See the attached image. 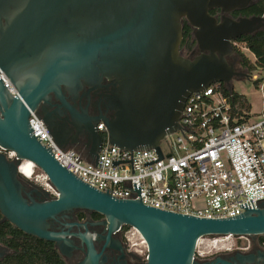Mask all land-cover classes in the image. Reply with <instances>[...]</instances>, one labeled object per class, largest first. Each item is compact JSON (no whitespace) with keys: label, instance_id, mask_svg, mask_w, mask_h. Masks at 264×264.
<instances>
[{"label":"water","instance_id":"95a60500","mask_svg":"<svg viewBox=\"0 0 264 264\" xmlns=\"http://www.w3.org/2000/svg\"><path fill=\"white\" fill-rule=\"evenodd\" d=\"M241 0H0V74L15 88L12 96L0 77V222L24 234L55 244L64 256L62 233L55 220L77 210L105 218L108 232L133 228L147 246V264H246L217 257L198 262L197 241L205 236L264 235V202L257 209L225 219L174 214L139 200L111 197L79 180L61 166L29 125L30 112L44 123L55 143L68 149L77 135L41 116L39 106L53 96L67 107L79 92L97 97L99 115L89 128V161H97L103 123L108 142L120 149H153L162 158L160 143L180 129L186 98L214 83L232 91L237 76L225 57L235 54L231 41L263 31L261 17L221 22L209 14L223 13ZM183 20L193 28L196 51L181 50ZM101 109L113 111L102 115ZM30 162L48 179L57 197L25 196L19 168ZM133 191V190H131ZM7 248L0 244V258Z\"/></svg>","mask_w":264,"mask_h":264},{"label":"built area","instance_id":"2783aa9c","mask_svg":"<svg viewBox=\"0 0 264 264\" xmlns=\"http://www.w3.org/2000/svg\"><path fill=\"white\" fill-rule=\"evenodd\" d=\"M231 44L241 55L250 51L239 40ZM252 56L254 68L245 70L244 75L260 93L258 113L252 114L251 106L248 112H233V89L229 91L222 83L211 84L186 98L179 118L180 129L163 140L167 143L166 152L163 141L159 145L162 158L153 149L126 151L111 145L104 124L99 123L96 130L103 140L96 163L90 162L88 151L83 156L73 147L60 148L34 112H30L29 125L61 166L94 189L103 193L108 190L113 198L139 200L134 192L135 183L141 188V203L145 206L205 219L240 216L264 202V67L257 63L253 53ZM0 77L9 93L17 96L2 73ZM174 134L177 136L169 144L167 138ZM0 153L7 159L14 157L1 147ZM31 178L37 180L35 175ZM42 187L51 197H57L48 180ZM126 235L128 239L138 237L146 250L135 229L129 228ZM237 238L245 236L202 237L194 255L198 258L212 250L214 254L222 252Z\"/></svg>","mask_w":264,"mask_h":264},{"label":"flooded vegetation","instance_id":"af4514ba","mask_svg":"<svg viewBox=\"0 0 264 264\" xmlns=\"http://www.w3.org/2000/svg\"><path fill=\"white\" fill-rule=\"evenodd\" d=\"M209 14L215 17L218 22H221L223 17L233 21L261 17L264 14V0H241L236 8L227 13H223L221 9H212ZM261 18L264 20L263 17ZM183 23L186 21L183 20ZM188 27L191 48H187L190 50L187 56L193 51L196 55V49L192 48L193 45L196 47L194 30L190 26ZM184 47L181 48L182 52ZM225 59L227 64L233 67L237 76L244 75L241 67L243 65L246 68V66L242 57H237L234 54L231 57H225ZM96 99L93 92L88 95L79 92L74 101L70 97L67 98L69 105L65 107L52 96L47 104L41 103L38 111L41 116L48 114L54 118L53 125L65 131L68 136L77 135L79 142L73 146L82 144L83 151H88L86 143L88 142L89 128L93 118L99 115L93 106ZM101 113L107 117L113 115V111L106 112L104 109H101ZM21 181L25 196L39 199L43 197V191L47 192L34 180L21 177ZM52 230L63 235L64 242L62 244L65 255L59 254L63 264H147V246L145 250V246L136 241V239L139 240L138 237L128 239L126 234L129 227L121 226L116 232L109 233L105 218L95 212L77 210L69 217H60L53 222ZM53 245L55 247L54 243ZM10 254L11 251L7 249L5 255L0 258V263ZM217 257L228 263H238L237 257H243L249 260L246 261V264H264V235L255 238H237L222 252L208 253L205 257H195V259L198 262H206Z\"/></svg>","mask_w":264,"mask_h":264},{"label":"trees","instance_id":"16d2710c","mask_svg":"<svg viewBox=\"0 0 264 264\" xmlns=\"http://www.w3.org/2000/svg\"><path fill=\"white\" fill-rule=\"evenodd\" d=\"M182 31L181 48L183 46L191 48L189 42L190 29L186 23H183ZM237 40L246 43L249 50L257 58V63L264 67V32L260 31L253 35L242 36ZM237 54L243 58L244 65L249 71L254 68L250 60L240 53ZM224 92L228 94L227 91ZM231 105L233 112L243 113L250 109L246 97L236 92H232ZM0 244L11 251V254L5 257L0 264H63V260L53 243L28 236L8 222H0Z\"/></svg>","mask_w":264,"mask_h":264},{"label":"rangeland","instance_id":"374dc122","mask_svg":"<svg viewBox=\"0 0 264 264\" xmlns=\"http://www.w3.org/2000/svg\"><path fill=\"white\" fill-rule=\"evenodd\" d=\"M263 32H264V28H263ZM192 48H196V47L193 45ZM189 51L190 50H188L187 47L185 46L184 50H183V55L187 56ZM242 54H243L242 56H244L246 59L250 60L251 63L253 62L254 57L252 56V53L250 51L244 52ZM235 55L237 57H241L236 52H235ZM237 68H240V67H237ZM241 68H242V71L245 72L246 68H244L243 65ZM231 86H232L233 92H236L238 94H242L246 97V99L248 100V103L251 106L252 114L255 115L256 113H258V111L261 108V97H260V93L256 90L254 84L249 79H242V78L236 77V78H233V80L231 82ZM176 136L177 135L174 134L172 137L171 136L168 137L167 142L170 144ZM166 145H167V143L165 141H163L162 148L165 152L167 151ZM72 147L75 150H77L78 152H80L81 155L84 156L85 152L83 151L82 144L78 145V146H72ZM34 175H35V177H37L36 178L37 180L35 181L34 178H31V179H33L40 186H42V184L45 183V180H48L46 178L45 174L42 171H40L38 168H35V174ZM134 238L136 239L137 237L135 236ZM136 241L138 242L139 240L136 239ZM214 252L215 251L212 250L209 253L214 254Z\"/></svg>","mask_w":264,"mask_h":264},{"label":"bare ground","instance_id":"6f19581e","mask_svg":"<svg viewBox=\"0 0 264 264\" xmlns=\"http://www.w3.org/2000/svg\"><path fill=\"white\" fill-rule=\"evenodd\" d=\"M35 166L30 162H23L19 168V173L24 178H31L35 174Z\"/></svg>","mask_w":264,"mask_h":264}]
</instances>
